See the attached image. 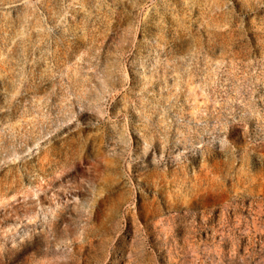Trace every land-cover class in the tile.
Wrapping results in <instances>:
<instances>
[{
    "label": "rangeland",
    "instance_id": "obj_1",
    "mask_svg": "<svg viewBox=\"0 0 264 264\" xmlns=\"http://www.w3.org/2000/svg\"><path fill=\"white\" fill-rule=\"evenodd\" d=\"M0 264H264V0H0Z\"/></svg>",
    "mask_w": 264,
    "mask_h": 264
},
{
    "label": "water",
    "instance_id": "obj_2",
    "mask_svg": "<svg viewBox=\"0 0 264 264\" xmlns=\"http://www.w3.org/2000/svg\"><path fill=\"white\" fill-rule=\"evenodd\" d=\"M168 102L167 100L158 101L155 105L154 112H162L166 113L168 111V106L165 105V103Z\"/></svg>",
    "mask_w": 264,
    "mask_h": 264
}]
</instances>
